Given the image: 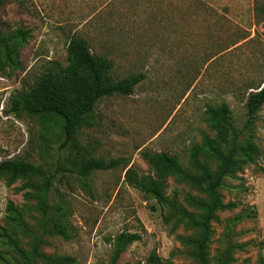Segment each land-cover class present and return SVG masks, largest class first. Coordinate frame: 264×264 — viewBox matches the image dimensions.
Segmentation results:
<instances>
[{"label": "rangeland", "instance_id": "obj_1", "mask_svg": "<svg viewBox=\"0 0 264 264\" xmlns=\"http://www.w3.org/2000/svg\"><path fill=\"white\" fill-rule=\"evenodd\" d=\"M19 29L29 35L19 39L15 64L0 46V161L25 160L56 177L44 214L36 197L43 176L0 175V264H202L201 229L191 220L205 215L210 194L181 174L159 172L149 156L167 152L202 177L192 148L216 136L208 111L224 103L238 145L251 142L256 153L223 180L225 207L210 223L207 257L210 264H264V105L245 126L247 97L264 85V0H4L0 35ZM75 37L112 60L116 81L145 78L130 95L100 99L62 148L57 116L16 114L11 103L69 65ZM88 159L121 161L84 179L77 170ZM199 159L214 179L220 157L200 150ZM59 164L65 170L57 172ZM130 169L145 180L132 183ZM153 178L163 203L146 192ZM58 218L69 239L56 232ZM124 232L140 238L113 263L115 239Z\"/></svg>", "mask_w": 264, "mask_h": 264}, {"label": "trees", "instance_id": "obj_2", "mask_svg": "<svg viewBox=\"0 0 264 264\" xmlns=\"http://www.w3.org/2000/svg\"><path fill=\"white\" fill-rule=\"evenodd\" d=\"M3 1L0 0V4ZM27 35H29V31L23 29H19L16 33L9 35H0V46L5 50V58L8 63L15 64L19 39L25 40ZM68 61L69 65L66 68L46 74L41 79V83L33 95L28 94L21 98H15L11 103V110L16 114L23 109L31 114H54L57 116L61 120L64 132L62 148L67 147L75 140L79 128L87 122L100 99L115 94L130 95L134 92L135 86L145 78V74L138 73L116 81L110 74L113 66L112 60L105 55L93 53L87 42L82 38L75 37L70 41ZM263 105L264 85L258 87L257 91L250 92L247 97L245 126L248 127L252 124L256 113ZM208 114L211 124L216 129V136L205 137L201 147H193L191 152L192 163L203 173L202 177L189 174L182 167L178 158L167 152L149 156L151 164L159 172L181 174L185 178L203 186L210 194V202L206 205L205 215L199 221L191 220L193 224L201 229V237L197 241V257L202 264H210L206 252L210 239V223L215 217V212L225 207L219 191L223 185V180L235 168L240 167L241 163L251 161L256 153V147L251 142H248L243 147L238 145L240 132L233 123L231 110L227 104L224 103L218 107L210 108ZM231 135H233V139L224 153L222 150L229 143ZM200 150L209 151L218 155L221 159V166L214 179H212L208 167L199 159ZM241 151L246 156L242 161H239L237 155ZM120 161L88 159L80 164L77 172L81 177L87 179L93 172L111 169L119 164ZM63 170L65 169L59 164L57 172ZM68 171L72 170L69 169ZM3 173H9L13 177L43 176L44 182L40 186V192L36 197L39 199L43 213H48L47 193L53 184L56 173L47 175L33 163L21 159L1 160L0 175ZM128 179L132 183H140L145 180V178L137 177L131 169L128 170ZM146 192L160 203L166 201L164 190L157 179L153 178L151 180ZM61 210V208L57 210V216H60ZM164 220L168 221L169 218L165 216ZM54 226L56 232L63 238L69 239L71 237L60 218L56 220ZM139 238V235L132 233L124 232L118 235L115 239L113 263L118 260L130 242ZM63 259L73 260L69 256H65ZM156 260L157 257L152 256L151 261L154 262Z\"/></svg>", "mask_w": 264, "mask_h": 264}]
</instances>
